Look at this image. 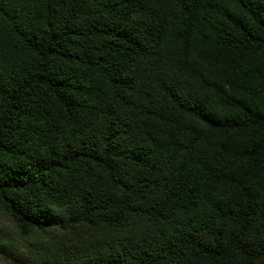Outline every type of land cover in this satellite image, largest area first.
Wrapping results in <instances>:
<instances>
[{
    "label": "trees",
    "instance_id": "obj_1",
    "mask_svg": "<svg viewBox=\"0 0 264 264\" xmlns=\"http://www.w3.org/2000/svg\"><path fill=\"white\" fill-rule=\"evenodd\" d=\"M0 264H264V0H0Z\"/></svg>",
    "mask_w": 264,
    "mask_h": 264
},
{
    "label": "rangeland",
    "instance_id": "obj_2",
    "mask_svg": "<svg viewBox=\"0 0 264 264\" xmlns=\"http://www.w3.org/2000/svg\"><path fill=\"white\" fill-rule=\"evenodd\" d=\"M0 229L3 237L8 241H10L12 244L20 247V245L24 243V241L15 233L13 227L11 226L9 221L4 217L1 211H0ZM1 262L2 259L0 258V263Z\"/></svg>",
    "mask_w": 264,
    "mask_h": 264
}]
</instances>
